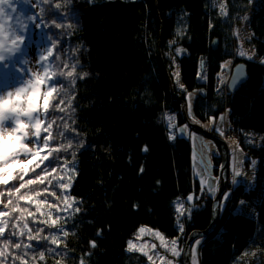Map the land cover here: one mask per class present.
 Returning <instances> with one entry per match:
<instances>
[{
    "label": "trees",
    "instance_id": "trees-1",
    "mask_svg": "<svg viewBox=\"0 0 264 264\" xmlns=\"http://www.w3.org/2000/svg\"><path fill=\"white\" fill-rule=\"evenodd\" d=\"M1 1L0 24L7 19L15 24L16 19L24 18L23 25L16 24L17 29L23 26L20 32L27 33L29 46L40 39L49 48L53 58L47 60V72L64 77L53 86L54 95L43 80L46 91L39 108L41 120L60 99L66 109L46 121L49 126L55 123L50 147L66 143L59 133L75 129L65 133L73 149L59 155L71 161V152L76 154L77 174L72 177L70 194L80 201L81 211L64 224L68 236L55 252L49 251L55 246L48 241H31L33 248L25 257L28 264H80L82 259L84 264H149L140 252L127 250V242L141 226L184 244L193 231L208 228L213 197L209 194L197 201L201 185L193 168V147L189 137L179 135L178 127L186 124L170 82L186 103L190 92L197 93L192 110L198 121L209 123L210 117L217 121L229 112L234 141L246 155V162L258 161L254 185L235 180L216 231L200 240L199 264H241L251 249L258 250L257 261L263 260L264 144L259 143V135L264 134V62L238 55L236 29L241 18L250 14L248 43L264 57V0H227L226 15L212 0H28V6ZM56 3L61 5L59 10ZM57 11L68 17L62 29L51 26L56 24ZM34 14L39 17L36 23L43 21L50 26L46 39L39 27L27 32ZM229 60L247 64L248 80L233 92L218 89L221 66ZM73 64L74 84L67 73ZM166 115L175 117L173 132ZM170 134L175 139H169ZM233 146L236 151L237 144ZM14 150L8 151L10 155L0 154V178H7L3 173L10 177L17 169L27 170L37 159L29 147ZM214 163L220 165L221 157L216 156ZM35 175L30 172L25 179ZM18 184L17 179L0 186L5 203L9 198L6 188ZM30 187L40 191L45 186ZM49 191L61 195L58 188ZM189 195L193 196L191 202L187 201ZM12 199L15 202V197ZM47 199L54 200L51 195ZM242 200L255 207V216L235 213ZM177 201L187 208L194 203L179 222ZM19 206L35 212L26 202ZM0 210H5L3 205ZM29 224L33 234L36 227H44L33 226L30 219ZM53 231L46 228L41 235ZM24 251L23 246L14 250L21 255ZM40 252L45 253L43 261ZM5 264H13L11 255Z\"/></svg>",
    "mask_w": 264,
    "mask_h": 264
},
{
    "label": "snow or ice",
    "instance_id": "snow-or-ice-1",
    "mask_svg": "<svg viewBox=\"0 0 264 264\" xmlns=\"http://www.w3.org/2000/svg\"><path fill=\"white\" fill-rule=\"evenodd\" d=\"M15 3H24L26 6L29 5L28 0H14ZM33 3V0H31ZM61 5L59 3L55 4V9L59 10ZM221 13L227 14L224 6L221 5ZM56 16V24L51 25L54 26V29H62L65 27L64 21L68 19L67 16L60 13L59 11L55 12ZM35 20L34 22H30L28 25V32H32L33 30L39 29L44 32L45 39L47 38V33L49 29V25L46 26L43 21L40 23H36L39 19L37 15L34 14ZM59 21V22H57ZM71 27V25H68ZM54 37H58V34L53 31ZM25 36V39L22 41L14 42V43H23L25 44L27 33L22 34ZM51 44V41L48 42ZM180 51L179 49L177 50ZM240 56H247L248 59L252 57L248 55L242 49L238 52ZM53 58V53L51 56H46L44 59L48 60ZM14 59V58H13ZM264 62V61H262ZM230 62H226L222 65V69L227 67V64ZM9 61L0 59V76L4 78L12 71V69L8 66ZM67 68V67H66ZM75 72V64L72 66L71 71H67L70 81L74 84L76 77L74 76ZM84 76L87 73L83 74ZM177 76V81L179 79V73L175 74ZM243 76V68L238 67L236 71V75L233 77V84H235L240 78ZM64 77L62 75H57L55 72H48L45 83L47 82V87L50 90H53L54 85H58L62 83V79ZM82 78V77H81ZM41 89L44 88L45 84H41ZM183 87V85H180ZM56 93L53 90V95ZM191 95V94H190ZM65 102L60 99L59 103L55 104L54 107L50 109V107L46 110L42 122L40 123V131L37 133L33 139L37 144L36 151L34 153H30L31 155H36L37 159L33 161L31 165L28 166L27 170L17 169L13 171L12 175L8 177L7 173H3L0 178V186H8L11 181L19 180L18 186H12L6 188L7 196L9 197L7 202L5 203L2 199L5 196V191H0V205H3V209L0 210V264H5V259L7 256H12L13 264H16V261H19V264H28V261L25 257L28 255V251L33 248L31 241L36 240L39 243V240L48 241L51 245H54L55 248L49 249L50 252H55V249H58L60 245L64 242L63 238L68 236V231L64 227V224L67 223L68 220L72 219L76 214L80 213L81 208L79 206L80 201L71 196V186H72V177L77 174L76 164H75V152H71L72 160L69 161L67 157L60 156L61 152H69L73 149V143H71L70 139H67L65 133L67 131L75 132V129L69 128L67 131L59 133L63 140H66V143H59L55 147H50V142L55 139L53 135L52 129L53 124L49 126V122L46 123L49 119L52 118L55 112L64 113L66 109L61 107ZM52 104V102H51ZM68 107H71V103L68 104ZM189 114L191 115V103L189 102ZM166 120L168 121L169 129L175 128V117L167 116ZM63 119V117H60ZM210 123H215L216 118L210 117ZM221 120L224 119L223 116L220 117ZM52 120V119H51ZM198 123V121H197ZM187 125L183 126L181 131H186ZM220 132V135L223 136L224 133L221 129H217ZM42 133L44 134L42 136ZM169 139H175L174 135H169ZM27 143L31 144L32 141H27ZM234 144L238 142L233 141ZM82 146V145H81ZM147 151V148L144 149ZM37 169L40 171L37 173ZM143 171V169H141ZM36 173L34 178L25 179V177L29 176V173ZM235 175L239 176L241 173L239 171H235ZM205 181L201 180L202 190ZM34 185H44L45 187L36 191L35 188H31L30 186ZM50 188H58L61 192L60 196H57L55 191H49ZM209 191H213L212 184L208 185ZM22 190H27L22 193ZM47 195H51L54 200L50 202L47 199ZM227 193L225 194V199L227 198ZM41 196H44V199H40ZM12 197H15V202ZM193 200V196L189 195L187 197V201L191 202ZM23 201L26 204L34 206L35 212L31 211L28 207H20L19 203ZM175 211L177 212V221L179 222L180 216L184 215L185 209L183 207V203L177 201L175 205ZM29 219L31 220V224L33 226L36 225H44V227H36L35 234H33V227H30ZM63 221V223H61ZM55 229V231L48 233L46 235H41V233L45 232V229ZM179 231L183 232V225H179ZM143 235H154L160 241V247H162L166 252L170 253L174 257H179L181 254V250L178 248V238L172 239L170 242L166 240L165 237L158 231L147 228L146 226H141L136 235V239H140ZM15 238V240H13ZM23 238V239H22ZM24 240H27L28 243H24ZM92 247H95V241H90ZM196 245L200 244V241L197 240L195 242ZM170 245V246H169ZM25 251L23 254L15 253L14 250ZM147 245L138 246L134 243L133 240H129L127 242V250L129 252H140L142 255L147 257L149 264H155L153 259V255H150L148 251H145ZM152 250L155 251L156 245L153 244ZM192 261L193 264H196V247L192 248ZM159 257L161 264H173L172 260H168L165 257L159 256V253H156ZM45 258V253H39V259L43 261ZM80 264H84L83 259L80 261Z\"/></svg>",
    "mask_w": 264,
    "mask_h": 264
},
{
    "label": "rangeland",
    "instance_id": "rangeland-1",
    "mask_svg": "<svg viewBox=\"0 0 264 264\" xmlns=\"http://www.w3.org/2000/svg\"><path fill=\"white\" fill-rule=\"evenodd\" d=\"M212 1L214 2L215 6H217L221 9V5H223L224 9L226 10L227 0H212ZM3 4H4V2H2L0 0V17H2V15H3V9H4ZM250 17H251L250 14L245 15L243 18H241L240 22L237 25L238 27L236 29V36H237L238 46L236 47V51L238 53L242 49L243 51H245L248 55H250L252 57L251 58L252 60L264 61V57L260 58L258 56L255 48H253L248 43V40L251 37V32H250V27H249ZM19 23L23 25L24 24V18H22L21 20L16 19L15 24L13 22H10V20H8V19L6 20V22H3L0 24V28H3L4 31L6 30L5 32L7 34V37L8 38L10 36L12 37L11 43L7 42L5 50L0 51V56L2 54L1 57L4 60L9 61L8 66L13 68V70L7 75L6 78H4L3 76H0V93H4V92L14 90V89H18L21 87H26L29 82H31L33 85L39 86L38 87L37 108L35 109L34 113L31 114L30 116L21 118L23 120L28 121V124L25 125V128L27 129L30 126L32 134L30 137L25 139V136L27 135V133L20 130L21 134H19L18 136H22L24 138V140H23V142L15 144L12 147V148H15L14 151L20 150L21 146L22 147L26 146V147H29L30 149H34L36 151V146H35L33 137L37 133L36 124L39 121L42 122V120H41L42 116L40 115L39 108L41 107V104H42L43 98H44V94L46 91L45 88L41 89L40 85L43 84V80L47 78V68H48L47 60H45L44 64H42V61H43L42 59H44L46 56H50L51 52L49 51V48L45 44H43L40 39H37L36 41H34L32 46H29V44L27 42V36H26V41H25L24 45L22 43H14V42L22 41L25 39V36L22 35L24 33L20 32V31H22L23 26H21L19 29H17V27H16V24H19ZM7 28H9V30H11V31H7ZM14 56H16L15 60L13 59ZM245 57H247V56H245ZM222 70H221V72H222ZM221 72L219 73L218 77H220ZM46 85H47V82H46ZM195 94L197 95L196 92H190L189 93V95L187 96V103H189L190 98H193V97L196 98ZM15 120H16V118L13 116L12 118H10L9 120H7L5 122V126L8 128H13ZM198 122L200 124H203V126H205L208 130H213V131L218 132L216 126L213 123H210V122L209 123H202L200 121H198ZM229 125L230 124L227 125V128L229 127ZM187 128L189 129L188 126H187ZM16 129H18V128H16ZM16 129H15V131H16ZM220 129L223 131V133L225 132L224 131V124H222L220 126ZM178 131H179V127H178ZM172 132H173V129H172ZM192 133H194V132H192ZM15 139L17 140V135H16ZM30 140L32 141V143L31 144L27 143V141H30ZM191 143H192V141H191ZM259 143L264 144V134L259 135ZM0 150H2V153H0L1 155H3V156L10 155L8 152L5 153L2 142H0ZM204 154H206L205 159L206 160L209 159L208 157H210V156H209L208 149H207V152L205 150V152L201 154L197 168H200V169L206 168V170L208 171L209 170V166H208L209 163L206 161L204 163L202 162V161H204V158H203ZM3 156H2V158H3ZM211 156H213L212 158L214 161V158L217 155H214V153H213ZM246 159H247V157L244 154V152L241 150L240 147L237 148V152H235V150L233 148L231 149V170L234 171V175H235V171H239L241 173V175H239V176L235 175L236 180H239V181L241 180L246 185L253 186L254 182H255V173H256L257 166H258V161L256 159H252L250 162H246ZM219 167H220V165L216 166L215 163L213 162V164H212L213 169L217 170V168H219ZM217 174L219 175V169H218ZM234 182H235V180H234ZM209 183H211V182H209ZM209 183H208V185H209ZM208 185L205 184V186H203V190H202V185H201V192L198 195H196L197 201L203 200L209 194L212 197L215 196L218 187L214 188L212 186V188L214 190L209 191ZM231 187L232 186L229 185L228 190L226 191V193L228 194L227 198L225 199L226 193L223 196L222 212L225 210L227 203L229 204V202H230L231 193H232ZM193 206H194V203L191 204L188 208L185 207V204H183V207L186 210L185 214H188L189 211L192 210ZM231 209L233 210L234 208L232 207ZM235 213L246 214V215L248 214L251 216H255L256 209L250 202L242 200L237 205V207L235 208ZM150 229H152V228H150ZM153 230H155V229H153ZM161 234L163 235V233H161ZM135 237L131 240H133L134 243L137 244L138 246L147 245V247L145 248V251H148L150 255H153V259L155 261V264H161V261H160L159 257L156 255V253H159V256L165 257L168 260H172L173 264H183L182 256H183L185 244L182 243L181 241H179V239H178V248L181 250V254L179 257H174L170 253L166 252L162 247H160V241L154 235H143L140 239H136ZM163 237H165L166 240L169 242L172 240L170 238H167L164 235H163ZM201 239H198V240L200 241ZM153 244L156 245L155 251H153L152 247H151ZM200 244H201V241H200ZM200 244L196 245L194 243V245H193L196 247V264H199L198 249L200 247ZM263 250H264V248H263ZM191 252H192V250H191ZM262 255H263L262 256L263 260L257 261L256 258L258 256V250L257 249H251L248 253H246L244 255V257L242 258L241 264H264V254H262ZM190 264H193L192 254H191Z\"/></svg>",
    "mask_w": 264,
    "mask_h": 264
},
{
    "label": "water",
    "instance_id": "water-1",
    "mask_svg": "<svg viewBox=\"0 0 264 264\" xmlns=\"http://www.w3.org/2000/svg\"><path fill=\"white\" fill-rule=\"evenodd\" d=\"M238 67L243 68V76L235 84H233V77L236 75V71ZM247 80H248L247 64L244 62L235 64L228 84L229 91L233 92L237 90ZM170 84H171V94L174 100L180 103V112L184 123L189 127V129L192 132L215 142L220 149V157H221L220 167L217 168L219 169V185L217 192L213 197L212 219L210 225L205 230L193 231L188 236L184 247L182 262L183 264H190L191 250L193 248L195 241L201 238L209 237L211 234H213L216 231L219 225V221L222 215L223 196L229 187V178L231 174V148L228 141L225 139L224 136H221L220 133L213 130H208L205 126H203L199 122L197 123L196 121L192 120V118L189 116L188 113L187 103L184 101L181 95L176 94L174 92V87L171 82Z\"/></svg>",
    "mask_w": 264,
    "mask_h": 264
},
{
    "label": "clouds",
    "instance_id": "clouds-1",
    "mask_svg": "<svg viewBox=\"0 0 264 264\" xmlns=\"http://www.w3.org/2000/svg\"><path fill=\"white\" fill-rule=\"evenodd\" d=\"M7 42L6 32L3 28H0V51L5 50ZM38 87V85L29 82L26 87L0 93V142L3 144L5 153L19 143L15 139L17 135L16 128L27 133L25 139L31 136V127L25 128L28 121L21 118L30 116L37 108ZM13 116L16 118L14 127H6L5 122Z\"/></svg>",
    "mask_w": 264,
    "mask_h": 264
},
{
    "label": "crops",
    "instance_id": "crops-1",
    "mask_svg": "<svg viewBox=\"0 0 264 264\" xmlns=\"http://www.w3.org/2000/svg\"><path fill=\"white\" fill-rule=\"evenodd\" d=\"M196 95V94H195ZM194 97L190 98V103H191V115L189 114V116L192 118V120L196 121V118L194 116L193 110H192V106H193V102H194ZM188 113H189V103H188ZM228 113L226 112L225 115H222L224 117L223 120L220 119V117L217 119V121H215L214 125L216 126L217 129H220V126L222 124H224V130L225 127L229 124L228 123ZM227 121V122H226ZM203 125V124H202ZM183 127L179 128V135L185 136V137H189L190 140L192 141V147H193V168H194V172L195 175L197 177V179L200 182L201 185V180L203 179L205 181V184L208 185L209 182L212 183V186L214 188H217L219 185V175L216 173V170L212 168V164H213V156H211L213 153L214 155H219L220 156V149L218 147V145L213 142L212 140H209L207 138H204L198 134L192 133L188 128L186 131H181ZM219 132V131H218ZM208 149V153L209 159L206 160V154H204L203 158L204 161H202L203 163L206 161L209 163V170L207 171L206 168H197L198 162H199V158L201 156L202 153L207 152ZM236 159V158H235ZM208 168V167H207ZM205 184L203 186H205Z\"/></svg>",
    "mask_w": 264,
    "mask_h": 264
},
{
    "label": "built area",
    "instance_id": "built-area-1",
    "mask_svg": "<svg viewBox=\"0 0 264 264\" xmlns=\"http://www.w3.org/2000/svg\"><path fill=\"white\" fill-rule=\"evenodd\" d=\"M229 62L230 63L227 64V67L223 68L222 70L223 73L221 72L220 77H218L219 79L218 89H228L229 81L227 80H230V79L228 78L227 75L230 74L231 76L233 66H234V61H229ZM225 136H226L227 141H229L230 146L234 147L233 145H236V144H234L233 141L236 139V135L232 127L226 131ZM230 181H233V175L230 176Z\"/></svg>",
    "mask_w": 264,
    "mask_h": 264
},
{
    "label": "bare ground",
    "instance_id": "bare-ground-1",
    "mask_svg": "<svg viewBox=\"0 0 264 264\" xmlns=\"http://www.w3.org/2000/svg\"><path fill=\"white\" fill-rule=\"evenodd\" d=\"M227 76H228V78L230 79V74H228ZM227 81H229V80H227ZM227 121H228V123H229V118H228ZM227 121H226V122H227ZM229 124H230V123H229ZM229 128H231V125H229L228 128H227V126H226L224 131L226 132ZM218 133H220V132H218ZM228 143H229V141H228ZM227 205H228V203H227Z\"/></svg>",
    "mask_w": 264,
    "mask_h": 264
}]
</instances>
